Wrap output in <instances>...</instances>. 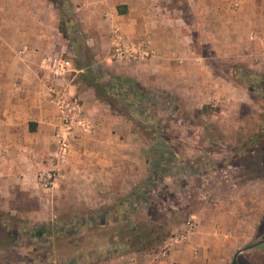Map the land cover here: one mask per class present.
<instances>
[{
    "label": "rangeland",
    "instance_id": "rangeland-1",
    "mask_svg": "<svg viewBox=\"0 0 264 264\" xmlns=\"http://www.w3.org/2000/svg\"><path fill=\"white\" fill-rule=\"evenodd\" d=\"M103 1L0 0L5 69L12 73L0 87V122L32 128L46 109L59 122L52 85L82 104L79 93L89 90L111 121L119 119L98 122L86 113L94 131L82 135L95 142L80 146L76 172L70 173L75 141L51 187L42 186L37 173L55 166V143L52 163L24 178L25 187L5 182L2 188L0 182V264H76L67 259L71 251H77L79 263L93 264L137 252L130 248L144 240L150 226L163 238L147 251H159L190 222L196 225L190 237L203 236L195 242L196 251L203 250L199 264H231L238 250L264 239V31L243 26L228 34L206 15L208 0H143L144 11H152V19L166 29L170 45L164 56L170 64L163 70L139 69L140 78L146 73L142 83L128 70L149 64L152 56L117 61L114 32L130 44L148 39L154 58L162 54L150 32L129 38L112 27L106 49L91 42L81 13ZM54 55L69 61V71L58 79L43 63ZM106 55L109 64L101 61ZM106 73L133 78L146 97L120 95L118 102L97 96L89 83ZM11 146L3 151L6 170L15 166ZM111 154L128 173L116 180L118 192L110 191L114 185H107V178L82 176L109 169L104 158ZM103 214L107 218L100 224ZM38 227L43 236L35 235ZM237 262L264 264V243L243 249Z\"/></svg>",
    "mask_w": 264,
    "mask_h": 264
},
{
    "label": "crops",
    "instance_id": "crops-1",
    "mask_svg": "<svg viewBox=\"0 0 264 264\" xmlns=\"http://www.w3.org/2000/svg\"><path fill=\"white\" fill-rule=\"evenodd\" d=\"M113 1L114 5L110 7L107 3L108 1L104 0L101 4L95 2V5L91 8H83L81 16H84L86 20V30L91 33V42L93 41L95 45L99 44L103 49L109 46V41L106 40L107 31L112 27L120 28L129 38L139 37L143 31L150 32L154 48L159 54H162V56L154 58L155 56L152 55L149 64H137L128 70L134 78L145 83L146 73H143L145 79L140 78L142 71H138L139 69L145 70L147 65L150 69L155 67V70H163V68L165 69V66H167V63L170 64V60H167L164 56L166 51L165 48L170 45V43L164 39V32L166 29L152 19V11H144V4H142L144 2L143 0ZM150 1L156 3L153 0ZM232 4L235 5L236 9H231ZM263 4L264 0H226V2L224 0H208V4H206V15H211L212 22H214V18L216 21L218 20V23L221 22L224 31L228 32V34L241 31L244 27H254L262 32L264 31ZM118 9L122 10V12L120 13ZM144 17H146V23L143 21ZM207 26V29H212V25L211 28L209 24H207ZM2 27L3 26H0V30H2ZM2 36L3 35H0V87H4L5 80L12 77V73L5 69V54L8 51V45L5 37ZM94 36L96 38H94ZM162 57L163 61H160ZM109 59V55H106L105 60L101 61L109 64ZM120 68L123 69L121 65ZM79 96L83 99L85 113L94 115L98 122H119V119H115L110 115L112 119L114 118L111 121L109 116L105 115V105L94 100L89 90L79 93ZM19 108H21V106H19ZM40 115L41 117L38 116L39 120L37 119L36 122H34L32 128H29V125H27L28 123L25 122L18 127L16 126V122H6L4 118L2 122H0V182H2V188L5 182L8 187L17 184L21 187H25L24 178L32 175L37 168L42 166L49 167L48 165L52 163L53 158L51 157L52 151H50V148L52 143L54 144V126L56 122L52 120L54 116L52 117V114L49 113L47 109L44 116L42 113ZM82 134V132H78L76 137V154H72V157L68 159V161L70 160L69 163L72 165L70 173L76 172L75 166L78 164L75 163V158L84 148L80 146L85 145L89 140L95 142L91 137H83ZM9 144L12 145L11 147L13 148L12 152H14L13 158L15 160V166L10 168L11 170H6L4 167L2 168L1 162L5 155L3 151L7 149L6 147ZM95 155L98 157L96 161H98V159L101 160L102 156ZM107 157L108 158L104 159H106L105 161L110 165L109 169L96 173L86 172L82 176L87 178L88 175L93 174L94 178L97 177L96 179H98V181H101L102 177L104 180L107 178L105 181L106 184L111 186L114 185L110 191L118 192L116 180L119 176H128V173L124 170L125 166L115 165L117 159L115 157H118V155L114 156L111 154ZM73 162L76 165H74ZM21 173L23 177H18V174ZM93 191L98 192L102 190L95 189ZM197 233L192 235L185 243L171 247L168 254L164 257H158L152 251L126 252L104 261H97L94 264H199L203 250L199 249L197 252V244L195 242L202 240L203 236Z\"/></svg>",
    "mask_w": 264,
    "mask_h": 264
},
{
    "label": "built area",
    "instance_id": "built-area-1",
    "mask_svg": "<svg viewBox=\"0 0 264 264\" xmlns=\"http://www.w3.org/2000/svg\"><path fill=\"white\" fill-rule=\"evenodd\" d=\"M112 38L114 45L113 57L117 61H145L153 55V50L149 46L148 39L130 44L123 40L117 31L114 32ZM43 63H45L51 75L56 79L62 77L69 71V61L63 56L54 55L48 57L47 60H43ZM50 92L51 102L56 107L59 115V122L55 124L54 129V143L56 148L53 157L55 166L52 169L40 170L37 173L39 183L46 188L51 187L61 174L59 164L68 157L76 141L78 132L91 134L94 131V124L86 117L83 104L78 97L58 91L53 85L50 87ZM195 228V223L190 222L187 227L171 237L162 250H152V252L158 257L166 256L171 247L185 243L190 235L195 232Z\"/></svg>",
    "mask_w": 264,
    "mask_h": 264
},
{
    "label": "trees",
    "instance_id": "trees-1",
    "mask_svg": "<svg viewBox=\"0 0 264 264\" xmlns=\"http://www.w3.org/2000/svg\"><path fill=\"white\" fill-rule=\"evenodd\" d=\"M121 13L122 10H119ZM104 77H93L92 76V82L89 83V87H92L96 93L97 96L107 95L108 98H114L115 100H118V97L120 95H123L127 97L128 95H134L140 100L144 99L146 97V90L143 86H139L137 82L131 78V77H122L118 75H114L111 73H106ZM264 83V80H263ZM124 91V93L122 92ZM106 215H101L98 217L100 224H105ZM45 233L43 227H38L35 230L36 236H43ZM166 234H164L165 236ZM163 238L162 235L158 234L154 226H150L146 230V237L143 238L144 240L140 241V243H137L134 246H131L130 250L135 251H143V250H149V248L154 247L158 241H160ZM72 242V241H71ZM128 248V249H129ZM75 253L77 251H71L67 255V259H72L76 264H78V258L75 257ZM81 264V263H79ZM89 264V263H88ZM94 264V263H93Z\"/></svg>",
    "mask_w": 264,
    "mask_h": 264
},
{
    "label": "water",
    "instance_id": "water-1",
    "mask_svg": "<svg viewBox=\"0 0 264 264\" xmlns=\"http://www.w3.org/2000/svg\"><path fill=\"white\" fill-rule=\"evenodd\" d=\"M261 243H264V239H263V240H260V241H258V242H256V243L250 244V245L244 247L243 249H248V248H250V247H253V246L259 245V244H261ZM243 249L238 250V251L233 255V258H232L231 264H238V262H237V255H238V253L241 252Z\"/></svg>",
    "mask_w": 264,
    "mask_h": 264
}]
</instances>
